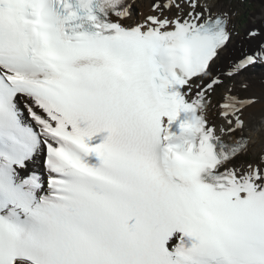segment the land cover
I'll return each instance as SVG.
<instances>
[{"label":"snow or ice","instance_id":"snow-or-ice-1","mask_svg":"<svg viewBox=\"0 0 264 264\" xmlns=\"http://www.w3.org/2000/svg\"><path fill=\"white\" fill-rule=\"evenodd\" d=\"M133 2L0 0V264H264L231 13Z\"/></svg>","mask_w":264,"mask_h":264},{"label":"bare ground","instance_id":"bare-ground-1","mask_svg":"<svg viewBox=\"0 0 264 264\" xmlns=\"http://www.w3.org/2000/svg\"><path fill=\"white\" fill-rule=\"evenodd\" d=\"M153 3L154 0H134L132 12H136L137 15L136 10L138 6L141 7V13L147 12V14H150L151 6ZM210 3H212L214 10L218 9L221 11L227 10L230 13L232 12L230 6H224L220 3ZM259 11L260 14H252L255 17L252 18V23L249 24L247 32L243 35H240L239 38L235 40L232 46H229L232 42L230 41L228 46L221 53V56L216 60L214 65V72L223 73L224 80H226L227 71L233 62H235L245 54L258 51L260 47L264 45V9ZM133 17L136 18L135 15ZM253 31H258L255 37L249 35V32ZM235 77L237 83L232 85H235L236 91L240 92L241 94V82H246L249 85V90L247 89V91L245 92L246 96H255L259 98L258 103L247 109L244 117L246 121L244 134L246 137L250 138V144L246 156L249 157L250 155H252L253 159L249 162H256L259 161L257 160L258 155L262 154L264 151V89L261 85L258 84L257 81V78L262 77L259 78V80L264 83V63L250 67L249 69ZM215 114L216 109L214 108L212 112H210V117H214ZM217 122L219 123L220 121L218 120ZM243 156L239 158L237 163L246 162V160L244 161V159L241 160Z\"/></svg>","mask_w":264,"mask_h":264},{"label":"rangeland","instance_id":"rangeland-1","mask_svg":"<svg viewBox=\"0 0 264 264\" xmlns=\"http://www.w3.org/2000/svg\"><path fill=\"white\" fill-rule=\"evenodd\" d=\"M209 2L220 3L224 6H230L232 9L230 26L231 28H233L234 31H233V38L231 40L232 42L230 43L231 45L229 46H232L235 40L239 38L240 35H243L244 33L247 32V29L249 28V24L252 23L251 21L252 18L255 17L252 14L255 13L257 15L260 12L259 10L264 9V0H209ZM140 8L141 7L137 6V18H143V16L147 14V12L141 13ZM131 22L132 21H129V23ZM259 78H257L258 84L261 85L262 88L264 89V85H263L264 83L261 82ZM236 83H237L236 77L232 79L226 78V80H224V84L220 88H218L214 93L213 101L218 102L221 98V95L224 93L225 88L228 85H232ZM247 89L245 90L242 88V93H241L242 96H246L245 92L247 91ZM262 154H264V151ZM262 154L258 155L257 160H260ZM243 159L244 161L246 160V162H249L253 158L252 155H250L249 157L244 155L241 158V160Z\"/></svg>","mask_w":264,"mask_h":264}]
</instances>
